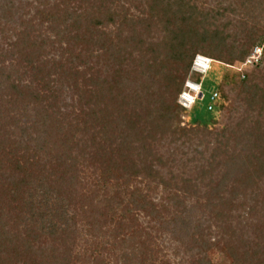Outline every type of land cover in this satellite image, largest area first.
Here are the masks:
<instances>
[{
    "label": "trees",
    "instance_id": "obj_1",
    "mask_svg": "<svg viewBox=\"0 0 264 264\" xmlns=\"http://www.w3.org/2000/svg\"><path fill=\"white\" fill-rule=\"evenodd\" d=\"M108 1L115 5L120 0ZM106 2L107 0L101 2L68 0L65 7L61 8L60 4H56L53 9L50 8L52 5L49 2H40L44 8L38 9L35 18L50 23L49 29L56 35V39L53 40L46 32L37 28L34 17L29 21L21 17L20 25L23 28L18 30L16 26L14 27L12 21H17L15 16L18 12L15 0H0V30L2 32L9 31V33L13 31L12 34L16 37L12 41L11 36L8 35L5 38L8 46L0 45V128L2 130L0 133V185L6 187L4 190L6 193H1L5 204L8 201L21 211L25 208V191L35 179H40L44 185L48 184L55 188L58 193H61L64 187H68L67 189L73 193L74 187L78 186L83 191L81 198L85 196L88 200L89 209L85 211L90 215H87L86 222H82L80 227L87 231L85 234L87 247H85L82 256L89 257L95 253L103 252L110 258V255H116L118 252V254L129 257L130 255H126L121 250L123 249L121 246H124L126 241L122 239L117 242L116 239L110 238L113 235L106 234L101 229L104 223L109 220L104 221L102 217L120 216L121 219L116 224L117 228H121L125 219L135 216V211H143L148 215L151 208H158L159 204H155L150 198V193L154 191L152 186L158 171L154 170V165H146L144 169L146 171L145 187L130 188V184H135L134 181L137 179L135 177L139 172H137L133 161L130 164L126 163V158L130 154L125 159L123 157L129 149L122 148L126 144L127 147L129 144L132 145L133 139L128 142L132 138V132H140L137 137L142 141L141 148L144 152L151 154L156 149L153 143V139L156 138L152 135L153 129L157 131L161 129L163 135L171 133L183 136L189 132H200L204 129L196 128V126L187 128L182 124L183 115H190L199 100L191 109L177 103V98L179 100L180 93L185 89L188 80L186 77H184L182 87L177 91L176 96L172 99L167 98L165 107L158 106L154 110L149 108L147 112L145 110L141 113L137 112L135 115H132V109L125 107L119 110L117 117L112 118L115 112L113 104L116 103V99L112 96L113 86L110 85L109 77L115 75L113 64L119 60L123 65L126 61L131 60L134 57L132 47L136 42L129 35L125 37L118 35L116 42L114 32L107 30L116 23V17L123 18L120 21L122 26H127L129 21H134V19H130L128 16L127 6L122 4L123 10L121 11L120 6L114 9ZM247 5H252V3L249 1ZM261 8L264 11V5ZM229 10L231 11L230 8L223 7L215 10L216 12L213 11L214 14L212 12L197 15V7L191 5L190 0H152V14L150 15L156 18L157 23L164 24L166 35L163 45L150 44L146 49L144 40L138 41L144 52L153 53L148 59L145 55L147 53H143L142 60L146 62L147 66L153 67L160 63V60L167 61L170 58H175L178 64L176 70L184 72L186 76L189 71H193L196 57L201 55L198 54V48L203 51L202 48L207 50L206 47H210L212 44L226 45L228 37L224 30H219V28L210 30V26L219 17H224ZM210 14L212 17L208 19ZM222 26L225 28L227 23H223ZM69 37L72 40L74 38L85 43L84 50L87 52L91 51L98 56H105L104 61L108 67L104 71V75L100 72L101 75L97 77L98 79H94L96 80L95 87L91 89L90 94L94 95L97 100L87 102L85 108L82 99L86 95H81L78 113L63 110L67 104H64L61 97L62 83L65 78L83 77L84 74L79 73V70H74V65H71L72 68L67 70L66 65L62 63L63 56L59 61L42 59L45 49L49 46L56 47L55 43L57 42L60 44L59 47H62L63 39H67V42L70 43ZM121 38L122 40H119ZM94 45L101 47L100 50L98 49L100 52L96 50V47H93ZM193 45L198 48L193 49ZM234 45L231 47L234 48ZM258 45H263L264 55V26L262 23H260L258 31H250L247 42L235 47L240 54L238 61L218 60L220 61L219 65L229 67L244 63L253 54V48ZM161 48H165V52L161 51ZM204 53H206L203 54L204 56L216 60L211 57L214 54L208 50ZM81 56L83 55L80 53L74 57L80 59ZM227 59L231 61L233 58ZM73 62L70 58L67 63L70 66ZM253 68L260 69V74L257 76L259 82H256L255 78H251L252 76L249 74L243 80L244 84L237 94L238 100L247 105L246 112L249 114L241 119L242 121L238 122L236 127L226 126L222 131L216 133L217 145L212 150L211 158L206 165L199 167V174H205V176L206 173L210 174L206 194L215 198L214 194L216 193V199L219 201L224 199L223 202L228 198L225 196L227 194L225 190L232 193L239 189L235 186V180L238 176L237 172L241 171L245 162L252 166L254 176H251L243 185L244 189L247 190L252 185L258 184L254 177L259 178L258 180L264 178V133H261L258 125L247 126L245 131L242 129L252 112L259 111L261 113L264 111L263 59L254 63ZM98 74H93V76L96 78ZM196 81H202L204 88V80L196 79ZM108 85L110 87L107 91L105 87ZM215 87L218 90V82ZM138 95L142 96L141 93ZM147 95L149 97V94ZM137 99L139 100V98ZM139 101L142 106L143 99ZM122 103L125 104L124 101ZM221 106L222 102L217 99L214 102V108ZM143 108L147 109V105ZM208 110L212 116V110L209 108ZM126 117L131 119L128 121V133L123 131L127 135L121 138L117 146H114V142L109 144L111 150H108L105 146L106 143L103 142L106 140H101L103 133L106 134L119 118L121 121ZM195 121L199 124L202 122L198 119ZM150 126H152L151 129ZM13 127H15L14 130ZM16 128L17 130H15ZM26 136H28L27 139ZM153 155L155 159H158L157 153ZM161 158L160 156L159 160ZM117 159H121L123 163L121 167L125 171V175L122 174L121 177L115 176L117 167L120 166ZM8 170L12 172L11 175L5 174ZM176 177L178 178V176ZM176 177L162 180L169 191H174V196L171 197L175 200L176 194L180 195V193L174 189L181 187L177 182L173 183ZM181 180L185 182L184 189L189 196L198 195L199 197L201 195L198 177L181 178ZM129 201L135 203V206L132 207ZM206 202L210 203L211 201L206 200ZM81 203L82 206L85 204L83 201ZM96 224L98 225L96 226ZM10 230L6 229V224L0 220V264H15L12 257H18L21 254L32 258V262L34 261L35 264L73 263L69 257V246L74 245L79 239L77 233L80 231L74 218L67 227L58 230L50 228L46 231L47 233L39 231L36 226L27 227L23 230L24 234L22 235L13 234ZM45 235L53 239L54 245L51 250L37 247L36 242ZM79 258L75 257V259ZM24 264L28 263L24 262ZM111 264L116 263L112 262Z\"/></svg>",
    "mask_w": 264,
    "mask_h": 264
},
{
    "label": "rangeland",
    "instance_id": "obj_2",
    "mask_svg": "<svg viewBox=\"0 0 264 264\" xmlns=\"http://www.w3.org/2000/svg\"><path fill=\"white\" fill-rule=\"evenodd\" d=\"M93 1L101 2L102 0ZM249 1L252 5H247ZM40 2H49L52 5L50 8L53 9L56 4H60L61 8L65 7L68 0H15L18 12L15 16L17 21H12L14 27L16 26L18 30L23 28L20 25L21 17L27 21L35 18L38 9L44 8ZM118 2L120 4L114 5L107 0L106 4L114 9L120 6L121 11L123 10L122 4L127 6L128 16L134 21H129L127 26H122L120 21L123 18L116 17V23L107 30L114 32L116 42L118 35L120 37L129 35L135 39L136 43L132 47L134 57L131 60L126 61L123 65L122 61L119 60L113 64L115 75L109 77L110 85L113 86L112 96L116 99V103L113 104L115 112L112 118L117 117L119 110L125 107L132 109V115L145 110L147 112L149 108L154 110L158 106L165 107L167 98H174L177 91L182 87L184 77L188 80L202 79L204 80L203 94L205 97L197 101L190 115H183L182 124L187 128L196 126V128L204 130L189 132L183 136L182 134L174 135L171 133L163 135L161 129L158 131L153 129L152 135L156 137L153 139L156 148L154 153H157L158 159H155L154 153H146L141 148L142 141L137 137L140 132H132V138L128 140L130 142L133 139L132 145L128 143L129 147L126 144L122 148L129 149L123 157L125 159L130 154L126 158V163L130 164L133 161L137 172H139L137 173L138 176L135 177L137 178L134 181L135 184H130V188L145 187L146 171L144 169L146 165H154V170L158 171L152 186L154 191L150 193L151 200L155 204H159L158 208H151L148 215L143 211H135V216L131 219H125L121 228H117L116 224L120 221V216L102 217L104 221L109 220L104 223L101 229L106 234L113 235L114 238H110L116 239L117 242L124 239L126 244L121 246L123 248L121 250L126 255H130L129 257L118 254V252L116 255H110V258L103 252L95 253L93 256L88 255L89 257L82 256L85 247H87L85 242L87 231L80 227L90 215L85 211L89 209L88 200L85 196L81 198L83 191L78 186L74 187L73 193L67 189L68 187H64L61 193H58L55 188L48 184L44 185L40 179H35L25 191V208L21 211L8 201L5 204L1 193H6L4 192L6 187L0 185V220L6 224V229H11L13 234L22 235L24 234L23 230L27 227L36 226L39 231L45 232L50 228L63 229L70 225L74 218L80 231L77 233L79 239L74 245L69 246V257L73 261L71 264H111L112 262L116 264H238L239 262L241 264L243 262L245 264H264V178L258 180L259 178L254 177L258 184L252 185L247 190L244 189L243 185L251 176H254L252 166L245 162L241 171L237 172L238 176L235 180V186L239 189L232 193L225 190L228 201L223 202L224 199H220V201L216 199V193L214 194L215 198L206 194L210 174L206 173V176L199 174V167L209 162L212 150L217 145L216 133L222 131L226 126L236 127L237 123L249 114L246 112L247 105L238 100L237 94L244 84L243 80L249 74H251V78H255L256 82H259L257 76L260 74V69H254V64L244 65L243 63L222 67L218 60L236 62L240 59L238 49L235 47L247 42L250 31H258L260 23L264 26V11L261 8L264 5V0H190V4L197 7V15L212 13L223 7H228L231 11L225 13L224 17H219L210 26V30L223 29L228 37L225 43L227 46L212 44L210 47H206L209 52L214 54L211 57L216 59H212L213 65L211 67L213 69L211 68L210 72L204 74L189 71L186 76L184 72L176 70L178 64L175 58H170L167 61L160 60V63L153 67L147 66L146 62L142 60L143 53H147L145 54L147 59L151 58L153 53L144 52L142 46L140 47L141 43L138 41L144 40V48L146 49L150 44L163 45L166 35L164 24L157 23L156 18L150 15L152 14V0H128L127 2L120 0ZM244 5L247 6L244 7ZM211 17L212 14L208 19ZM225 22L227 26L224 28L222 24ZM34 23L42 32H46L53 40L56 39L55 33L49 29L50 23L42 22L38 18H35ZM12 33L13 31L9 33V31L2 32L0 30V45L8 46L5 39L8 35L11 36L12 41L15 40L16 37ZM71 36L73 37L74 33ZM69 40L70 43L67 42V39H63L62 47H59L58 42L55 43L56 47L49 46L43 51L46 55L43 54L42 59L59 61L63 56L62 63L66 65L67 70L71 65H74V70H79V73L84 74L83 77L65 78L62 83L63 93L61 97L64 104H67L63 110L78 113L81 95H86L82 99L85 108L87 102L97 100L94 95L90 94L91 89L95 87L96 80L94 79H98L97 77L101 73L104 75V71L108 67L104 61L105 56H98L91 51L90 53L87 52L84 50L86 44L83 42L74 38L72 40L70 37ZM232 45L234 48L231 47ZM258 46L253 48V52ZM93 47H96L97 51L101 48L95 45ZM192 48L198 47L193 45ZM160 50L165 52V48ZM198 50V54L200 53L202 56L207 51L205 48H202L203 51L199 48ZM80 53L83 55L80 59L74 57ZM70 58L74 62L69 66L67 62ZM227 58L233 59L229 61L230 59ZM262 59L264 64V55H262ZM93 74L98 75L95 78ZM217 82L218 90L215 87ZM109 87L108 85L105 89L108 91ZM215 89L219 94L218 98L222 102V106L212 109L211 116L208 105L211 102V93ZM139 93H141V97H139ZM137 98L143 99L142 106ZM123 101L125 104L122 103ZM177 103L180 104L178 98ZM145 105H147V109H145L146 107L143 108ZM250 115L251 117L245 122L242 129L245 131L247 126L258 125L261 133H264V111L261 113L259 111L252 112ZM196 119L202 120L201 124L197 123ZM130 120L126 117L120 121L119 118L118 124L112 125L106 134L103 133L101 140H106L103 142L106 143L105 146L108 150H111L109 144L114 142V146H117L121 138L127 135L124 132L128 133V121ZM151 128L152 126H150ZM203 131L205 132L202 133ZM25 138L27 139L28 136ZM154 140L156 141L154 142ZM160 156L162 158L159 160ZM117 160L120 166L117 167L115 176L121 177L122 174L125 175V171L121 167L123 166L121 159ZM11 173L10 170L5 172L6 175H11ZM173 176H178L173 183L177 182L181 186L174 189L180 193V195L176 194V200L171 197L174 191H169L162 182V180H170ZM192 177L200 179L198 180L201 187L199 197L198 195L189 196L184 189L185 182L181 178L190 179ZM206 200L211 202L207 203ZM82 201L85 203L84 208ZM131 206H135V203L131 202ZM36 243L38 248L44 247L49 250L54 245L53 239L48 235L43 236ZM47 253L49 254V252ZM97 255L99 256L95 258ZM77 256L80 258L75 259ZM12 260L15 264H24V262L35 264L34 261L32 262V258L25 254L18 257L14 256Z\"/></svg>",
    "mask_w": 264,
    "mask_h": 264
},
{
    "label": "built area",
    "instance_id": "obj_3",
    "mask_svg": "<svg viewBox=\"0 0 264 264\" xmlns=\"http://www.w3.org/2000/svg\"><path fill=\"white\" fill-rule=\"evenodd\" d=\"M262 55H263V47L258 46L255 48L251 57L248 58L243 64L244 65L247 64L252 65L254 63L256 64L261 60ZM212 65L213 63L211 58L198 55L193 64V71L204 74L211 70ZM180 94H181L179 97L180 104H182L187 109H191L198 99H203L204 94H203L202 81H196L192 79L187 80L185 89ZM218 96L219 94L217 91L211 93V102L208 105L209 109L211 110L214 109V102L217 99H219Z\"/></svg>",
    "mask_w": 264,
    "mask_h": 264
}]
</instances>
